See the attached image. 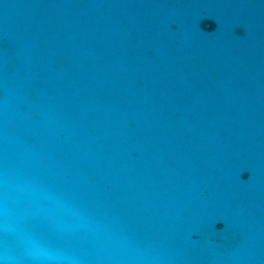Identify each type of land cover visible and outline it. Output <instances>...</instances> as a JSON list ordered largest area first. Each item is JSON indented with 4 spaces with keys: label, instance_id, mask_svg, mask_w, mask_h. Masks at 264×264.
<instances>
[{
    "label": "water",
    "instance_id": "95a60500",
    "mask_svg": "<svg viewBox=\"0 0 264 264\" xmlns=\"http://www.w3.org/2000/svg\"><path fill=\"white\" fill-rule=\"evenodd\" d=\"M0 264H264V0H0Z\"/></svg>",
    "mask_w": 264,
    "mask_h": 264
}]
</instances>
